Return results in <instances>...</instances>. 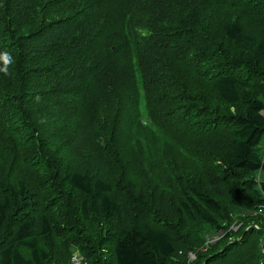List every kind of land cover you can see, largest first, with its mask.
Wrapping results in <instances>:
<instances>
[{"label":"trees","instance_id":"trees-1","mask_svg":"<svg viewBox=\"0 0 264 264\" xmlns=\"http://www.w3.org/2000/svg\"><path fill=\"white\" fill-rule=\"evenodd\" d=\"M2 59L0 264H264V0H0Z\"/></svg>","mask_w":264,"mask_h":264},{"label":"rangeland","instance_id":"rangeland-1","mask_svg":"<svg viewBox=\"0 0 264 264\" xmlns=\"http://www.w3.org/2000/svg\"><path fill=\"white\" fill-rule=\"evenodd\" d=\"M4 59L0 60V65H3ZM13 93H15V92H12L11 94H13ZM11 94H5V95H7L8 97H10ZM140 108H142V109H145L146 108V104H145V101L144 100H142V103L140 105ZM230 113H234V112H230ZM140 116H141V114H140ZM144 119H145V117H141V120L144 121ZM149 134H151V133L149 132ZM146 137H147V140L150 141V138H149V136L147 134H146ZM210 140H211L210 138H205L202 141V143L205 144V143L209 142ZM174 142L175 141H173V139L170 138L168 140V142L166 143V145H172V144H174ZM70 144L73 147V146H78L77 144H80V143L78 141H71ZM64 150H65V147H63L62 152ZM90 151H91L90 149H85L83 151V153H81V151H79L75 156L72 153V154H70V156L68 158V161L72 165L73 164H76V163L82 164L84 158L87 160V157H88V154L90 153ZM165 156H166V158H168L167 155H165ZM170 158H171V156L169 157V159ZM178 158H179V156L176 157L175 161L178 160ZM4 159L5 158L2 159L0 157V169L3 168L2 162H3ZM47 161H50V160L47 159ZM68 161H66L67 164H69ZM185 161H186V163H185ZM185 161L182 160V161H179V163H181V164H187V163L192 162V161H189L187 159H185ZM161 169H162L161 172H158L157 174L155 172V169L152 170L153 171V178L151 180L146 179L144 177V173H143V175L142 174H139V175H135L134 174V175H132V177L129 178V180H130V183L129 184H127L125 182H124L125 184L122 183L121 186L124 188V190L128 194V195L125 196L128 199V201H131L132 200V198H131L132 196H135L138 192H141V189H143V190H150V188H152V186H153L152 185V181L155 180L154 177H156L161 182V184L163 186H167L170 183L168 181L169 176L165 173L166 172L165 166H162ZM203 169H204V167H201V166H197V165L191 166L189 168V171H192V173H189L190 180L193 181L194 183H207L208 182L207 175L206 176H202L201 175V171ZM37 172L38 173L40 172V174H44V171H39L38 169H37ZM193 173H194V175L193 176H190ZM133 183L138 187V189L137 188H134L132 186ZM138 197H141V195L138 196ZM155 220H158V217L155 218L154 216L149 215V221H155ZM241 225L239 226V224H235V225H233V228L231 230L233 232L237 233L238 230H239V228L241 227ZM223 238H225V234L222 233V232H218L216 234L214 233V234H211V235L208 234V236H207V239L210 240L211 245L218 244L219 247L220 246H223L224 243H225L224 242L225 239H223ZM188 258H189L190 261H194L196 259V254L190 253Z\"/></svg>","mask_w":264,"mask_h":264},{"label":"built area","instance_id":"built-area-1","mask_svg":"<svg viewBox=\"0 0 264 264\" xmlns=\"http://www.w3.org/2000/svg\"><path fill=\"white\" fill-rule=\"evenodd\" d=\"M241 224H239L240 226ZM239 228V227H238ZM194 259V258H193ZM69 264H90L88 259L79 251L75 250Z\"/></svg>","mask_w":264,"mask_h":264}]
</instances>
